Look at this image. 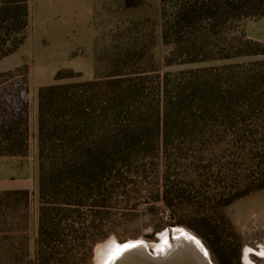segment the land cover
Returning <instances> with one entry per match:
<instances>
[{
  "label": "rangeland",
  "instance_id": "obj_1",
  "mask_svg": "<svg viewBox=\"0 0 264 264\" xmlns=\"http://www.w3.org/2000/svg\"><path fill=\"white\" fill-rule=\"evenodd\" d=\"M114 9L113 17H97L99 22L91 18L86 27L98 40L90 46L49 41L51 33L41 40L28 27L24 43L13 54L0 57V107L29 110V155L24 162L9 160L5 166L15 172L19 166L25 173L34 169L40 87L82 82L103 83L100 89L114 87L122 92L115 129L133 133L140 145L119 158V175L111 192L114 208L104 218L111 225L108 238L93 247L90 257L78 250L76 263L103 264V247L109 243L143 241L152 254H161L167 238L161 236L167 231L172 240L171 231L178 228L200 241L216 264L206 243L185 225L195 222L192 216L196 215L219 236L215 248L225 247L226 264H264V189L250 192L257 185L255 144L259 137L248 138L251 129L264 132V74L253 67L264 55L168 66L165 57L172 46L162 42L159 0H141L131 8L123 3L121 10L116 3ZM258 21L246 19L238 31L245 32L247 24L253 31H264ZM19 67L28 71L26 83L19 78L23 72L9 74ZM202 69L216 78L214 86L202 90L203 100L202 93L188 85L190 73ZM58 71L62 76L55 80ZM235 86H241L245 94L227 95V88ZM217 91L223 98L216 97ZM218 107L232 108L218 112ZM164 183L172 188L170 198L177 209L172 227L154 214L160 207L155 199ZM242 183L248 184L247 195L229 206L218 203ZM30 193L29 207L15 215L7 213L6 221L0 218V238L10 230L12 240L3 242L14 245L0 252L10 259L23 255L26 248L20 243L32 240L36 232L35 183ZM104 232L105 227L94 234Z\"/></svg>",
  "mask_w": 264,
  "mask_h": 264
},
{
  "label": "trees",
  "instance_id": "obj_2",
  "mask_svg": "<svg viewBox=\"0 0 264 264\" xmlns=\"http://www.w3.org/2000/svg\"><path fill=\"white\" fill-rule=\"evenodd\" d=\"M123 3L131 8L140 5L141 0ZM159 4L162 42L172 46L165 57L168 66L264 55V42L249 39L244 31H238L244 20L264 17V0H159ZM29 20L28 0H0V57L13 54L24 43ZM253 67L264 74V60L256 61ZM17 72H23L19 78L26 83L27 69L19 67L9 74ZM66 75L70 77L72 73ZM61 76L58 71L55 80ZM215 81L208 70L202 69L190 73L188 85L197 88L203 100L202 90L214 86ZM101 84L82 82L38 89L36 232L32 240L20 243L26 248L23 255L10 259L0 252V264H77L78 250L86 251L90 257L93 247L108 238L111 225L104 223V218L114 208L111 192L119 175V158L140 143L133 133L116 131L114 124L122 92L111 86L100 89ZM234 92L245 94L241 86L227 88V95ZM216 97L223 95L217 91ZM231 108L218 107V112ZM248 132V138L259 137L255 144L257 185L250 188L252 192L264 189V132ZM29 142L28 107H0V156H27ZM246 183L221 196L218 203L229 206L247 195ZM171 190L166 183L162 184L155 199L160 207L154 214L166 227L176 224L177 209L170 198ZM30 203L28 190L0 191V218L6 221L7 213L15 215ZM195 216L191 224H177H185L206 243L216 264H226L225 247L215 248L219 236L206 227L209 222L201 223ZM103 227L106 232L95 236L94 232ZM6 231L5 237L0 238L1 250L9 245L14 248L3 242L12 240L8 236L10 230Z\"/></svg>",
  "mask_w": 264,
  "mask_h": 264
},
{
  "label": "crops",
  "instance_id": "obj_3",
  "mask_svg": "<svg viewBox=\"0 0 264 264\" xmlns=\"http://www.w3.org/2000/svg\"><path fill=\"white\" fill-rule=\"evenodd\" d=\"M120 10L123 6V0H28L30 8L29 27L43 35L51 33L48 36L49 41H56L63 45L74 47H87L90 42L98 40L97 35L90 36L89 27H86L91 18L93 22H99L101 16L109 15L113 17L116 14L115 5ZM114 9L111 12H105L106 9ZM98 17V18H97ZM259 24L264 30V17L259 18ZM264 31H253L250 25L245 26V34L249 39L264 42ZM49 35V34H48ZM29 153V152H28ZM37 153V152H36ZM36 153L34 155V169L31 167L28 173L19 170L11 171L5 166V162L14 160L17 164L24 162V157L0 156V191L6 190H28L32 192L34 183L37 186V161ZM24 170V169H23ZM15 172V174H13Z\"/></svg>",
  "mask_w": 264,
  "mask_h": 264
},
{
  "label": "water",
  "instance_id": "obj_4",
  "mask_svg": "<svg viewBox=\"0 0 264 264\" xmlns=\"http://www.w3.org/2000/svg\"><path fill=\"white\" fill-rule=\"evenodd\" d=\"M173 239V236L172 240L166 238L161 254H152L143 241L128 242L119 246L117 255L104 264H213L207 250L206 257L195 243H179Z\"/></svg>",
  "mask_w": 264,
  "mask_h": 264
},
{
  "label": "bare ground",
  "instance_id": "obj_5",
  "mask_svg": "<svg viewBox=\"0 0 264 264\" xmlns=\"http://www.w3.org/2000/svg\"><path fill=\"white\" fill-rule=\"evenodd\" d=\"M185 232L182 229H178V228L172 229L171 233H172V236L174 238L173 240L176 242H181V243L191 241V242L195 243V245H198L199 248L201 249V251L204 252V255L207 257L208 255H207L205 249L202 247L201 242L198 241L197 239H195V237H193V236H187L185 234ZM169 235H168L167 231L165 233H163V235L161 236L162 240H164L166 237H169ZM119 246H121V245H117L115 243H109L103 247L104 248L103 250L105 252V257L103 258L104 259L103 264L111 256L115 257L117 255L116 249L118 250Z\"/></svg>",
  "mask_w": 264,
  "mask_h": 264
}]
</instances>
